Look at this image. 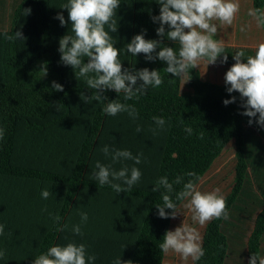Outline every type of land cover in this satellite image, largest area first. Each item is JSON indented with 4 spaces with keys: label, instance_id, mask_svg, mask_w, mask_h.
<instances>
[{
    "label": "trees",
    "instance_id": "1",
    "mask_svg": "<svg viewBox=\"0 0 264 264\" xmlns=\"http://www.w3.org/2000/svg\"><path fill=\"white\" fill-rule=\"evenodd\" d=\"M253 1L254 7H264V0ZM25 8H31V13L22 16ZM119 8L125 17L118 25L125 36L124 48L142 30H146L145 39H160L156 33L159 23L151 18L160 13L156 0H121ZM52 18V9L46 0H19L11 13L9 29L0 30L10 35L22 31L26 37L23 42L7 41L0 35V127L5 129L4 139L0 140V182L26 178L33 171L24 158V139L29 132L40 131L67 116H84L86 120L81 125L85 135L79 140L71 173L66 178L71 187L63 212L83 181L105 190L107 193L98 195L97 199L104 200L107 210L129 216L136 226L134 233L121 236L127 242L126 249L122 250L123 261L164 264L166 255L160 251L159 244L166 230H172L173 219L158 216L156 206L163 203L161 193L164 189L153 192L155 182L162 176L172 182L177 175L189 171L196 172L202 181L227 148L232 147L233 185L225 196L229 219L207 223L202 237L205 256L196 264H249L253 253L264 256V128L255 123L258 114L256 118L242 115L245 109L241 106L240 94L228 93L225 83L203 81L195 68L190 70L189 92L185 93L181 90L182 81L163 71L167 67L165 62L147 61L144 54L133 57L126 51L122 54L128 69L160 70L164 84L158 89L149 88L147 94L128 101L124 100L123 93L106 90L104 95L108 100L88 104L80 99V93L90 96L95 90L88 89L60 62L59 40L70 32L71 26L57 25ZM165 28L167 31V26ZM162 44L176 46L166 36ZM43 66L47 67L45 76ZM53 81L63 85L64 91H54ZM233 96L236 101L225 106L223 101ZM114 99L133 105L138 118L133 120L127 113H120L117 115L123 117L120 123L114 119L116 116L105 114L103 108ZM153 117L165 119L163 130L157 128ZM249 119H253L252 125ZM137 125L145 133L142 141L146 147L143 149L139 148ZM110 127H121L133 133L127 141L129 147L124 149L134 156L143 153L142 163L135 165L142 172L140 182L131 189L122 185L124 191L120 193L107 184L88 180L87 175L96 160L111 163L110 158H105L98 150L104 141L103 133ZM187 127H192V135L184 131ZM125 164L131 168L134 162L123 161L113 167L119 170ZM188 179L185 176L184 182ZM182 187L183 184L174 185L177 192ZM165 211L171 212L170 209ZM133 214L136 218H131ZM252 219L254 225L248 235V222ZM55 235V231H48L41 237L36 256L52 246ZM97 254V264H107V250H98Z\"/></svg>",
    "mask_w": 264,
    "mask_h": 264
},
{
    "label": "clouds",
    "instance_id": "2",
    "mask_svg": "<svg viewBox=\"0 0 264 264\" xmlns=\"http://www.w3.org/2000/svg\"><path fill=\"white\" fill-rule=\"evenodd\" d=\"M120 3L121 0H67L60 5V8L68 10V20L71 21L70 32L59 40L60 62L71 66L76 79L83 81L88 89L95 90L90 96L81 92L82 101L91 104L93 101L108 100L104 95L106 90H112L117 94L123 93L125 101L138 99L140 95L147 94L149 88L158 89L164 84L160 70L124 68L120 59L121 52L126 51L133 57L144 54L147 61L158 59L165 62L167 67L163 71L174 78H179L183 85L191 79L190 70L201 67L202 62L207 68L210 64H216L218 57L222 56L221 64L228 61L224 40L214 37L217 36L218 29L234 25L241 11V0H156L160 5V13L151 18L159 23L156 33L160 39H145L146 30H142L125 45L124 49L116 48L114 45L117 41L110 35L118 30L117 9ZM30 13L31 8L22 9V16ZM246 15L251 20L241 22L240 33L247 34L253 22L256 28L264 29V7H248ZM55 18L60 21L61 26L67 23L62 13H58ZM165 26L168 28L167 31ZM0 35L7 41L26 40L22 31H16L12 35L5 31ZM165 36L176 46L163 45ZM85 58L87 62H84ZM233 59L235 63L224 77L226 90L228 93L238 92L243 102L241 106L245 109L242 115L256 118L258 114L255 123L264 128V41L254 46V55H246L244 48H240L233 54ZM42 68L44 76L47 75V67ZM171 82L170 79L169 83ZM52 89L56 92L64 91L63 85L56 81L52 82ZM235 101L236 97L233 96L231 99H225L223 104L227 106ZM103 112L112 117L127 113L133 120L138 118V112L133 105L121 103L116 99L109 101ZM152 119L158 129L165 128L164 118ZM248 123L252 125L253 119H249ZM141 131V126L137 125L136 132ZM184 131L188 135L193 134L192 127H187ZM4 133L5 129L0 127V140L4 139ZM98 150L105 158H110L111 163L105 164L96 160L89 174L90 179L98 181L100 185H109L116 193L124 191L122 185L131 189L140 182L142 172L135 165L142 163L143 153L134 156L128 149H118L108 144ZM128 160L134 162L131 168L126 164L119 170L113 167L116 163ZM185 176L190 178L187 182H184ZM200 181L201 178L196 172L189 171L184 175H177L172 182H169L167 176L159 177L152 189L153 192L164 189L161 193L163 203L156 206L160 218L176 219L178 214L184 216L182 209L191 214V224L184 219L174 230H166L163 241L159 244L160 251L166 256L177 255L183 264H189V261L196 264L205 256L201 228L212 220L229 219L226 197L221 189L201 191ZM180 184H183L182 189L175 191L174 185ZM52 196L54 194L49 188L41 190L42 199L47 200ZM165 209H170L171 212H166ZM42 211H48L47 207L45 206ZM77 214L80 216V223L71 226L65 223L61 231L70 230L74 235L82 237L84 235L82 225L87 223L88 214L79 208ZM49 217L57 223L61 219L59 214L49 213ZM4 235L5 225L0 224V236ZM6 255L7 250L0 249V260L5 259ZM96 259L95 254H89L86 244L70 241L66 245L49 247L46 252L35 257L33 264H94ZM112 264L133 262L131 260L125 262L121 257H117ZM249 264H264V256L253 253Z\"/></svg>",
    "mask_w": 264,
    "mask_h": 264
},
{
    "label": "crops",
    "instance_id": "3",
    "mask_svg": "<svg viewBox=\"0 0 264 264\" xmlns=\"http://www.w3.org/2000/svg\"><path fill=\"white\" fill-rule=\"evenodd\" d=\"M46 2L52 9V19L57 25L61 26L60 21L55 17L58 13H62L67 21L64 26H71V21L68 20V10L60 8V5L66 3L67 0H46ZM18 3L19 0H0V30L9 29L11 13ZM253 6V0H241V11L234 25L218 29V34L214 39L224 40L228 61L221 64V56L218 57L216 64H210L207 68L202 62L201 67L198 66L195 69L203 81L223 85L227 70L235 63L233 59L235 51L244 48L246 55H254V46L264 41V29L256 28L254 22L247 34L239 32L241 22L251 20L246 15V11L248 7ZM117 17L118 25L124 22L125 17L120 8L117 9ZM119 27L117 32L110 33V35L117 41L114 46L124 49L125 40L123 38L125 36L121 34ZM124 58L121 52L122 66L128 68ZM84 62H87V58ZM67 67L68 72L75 76L72 67ZM181 90L185 93L189 92L188 82L184 85L182 82ZM114 119L123 123L122 116H116ZM85 120L84 116H67L53 121L40 131L29 132L25 137V164L33 171L26 178H14L0 182V224L5 225V235L0 236V249L7 250L6 258L0 260V264H33L41 237L48 231L56 233L52 246L66 245L70 241L86 244L89 254L97 256L94 264L99 261L98 250L104 249L107 250L105 261L107 264H112L117 257H121L123 261L122 250L126 249L124 246H127V242H124L121 236L134 233L136 226L129 220V216L118 215L107 210L104 200L97 199L98 195L104 196L107 193L105 190L83 181L72 197L68 209L63 212L66 196L71 187V182L66 178L71 173L73 155L79 147V140L85 135V129L81 125ZM103 135L104 141L99 144V148L108 144L114 148L124 149L129 147L127 141L134 134L121 127H110ZM143 137L145 133L141 131L140 149L146 147L142 141ZM90 172L91 169L87 173L88 180H93L89 178ZM44 188H49L54 196L47 200L42 199L41 190ZM45 206L48 211H42ZM78 208L88 214L87 223L82 225L84 233L82 237L74 235L70 230L61 231L65 223L70 226L80 223ZM49 213L59 214L60 221L54 222L49 217ZM131 218H136V215L133 214ZM9 233L11 235H8Z\"/></svg>",
    "mask_w": 264,
    "mask_h": 264
},
{
    "label": "rangeland",
    "instance_id": "4",
    "mask_svg": "<svg viewBox=\"0 0 264 264\" xmlns=\"http://www.w3.org/2000/svg\"><path fill=\"white\" fill-rule=\"evenodd\" d=\"M233 171H234V151L232 147H228L227 150L223 153L222 157L216 162L215 166L212 170L205 176V178L199 184L201 191H211L215 188H220L221 192L226 196L233 185ZM183 214H178L176 219H173V227L174 230L177 226L182 224V221L185 219L190 224L191 214L187 212L186 209H182ZM254 220L248 222V235H250L251 230L253 229ZM198 227V225H197ZM205 227L201 228V234L203 237ZM164 264H183L180 258L175 254H169L166 256ZM189 264H192L189 261Z\"/></svg>",
    "mask_w": 264,
    "mask_h": 264
}]
</instances>
